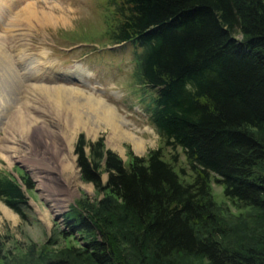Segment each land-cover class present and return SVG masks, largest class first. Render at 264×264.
<instances>
[{
	"label": "trees",
	"instance_id": "obj_1",
	"mask_svg": "<svg viewBox=\"0 0 264 264\" xmlns=\"http://www.w3.org/2000/svg\"><path fill=\"white\" fill-rule=\"evenodd\" d=\"M108 7V40L133 46L137 84L148 90L143 111L163 143L181 149L192 176L183 180L160 148L144 156L128 150L123 161L101 137L79 133V177L101 194L64 214L82 243L6 251L0 264H264V0H109ZM212 178L245 210L215 202ZM22 184L29 189L23 175ZM0 201L28 219L9 177L0 176Z\"/></svg>",
	"mask_w": 264,
	"mask_h": 264
},
{
	"label": "rangeland",
	"instance_id": "obj_2",
	"mask_svg": "<svg viewBox=\"0 0 264 264\" xmlns=\"http://www.w3.org/2000/svg\"><path fill=\"white\" fill-rule=\"evenodd\" d=\"M108 1L0 0V45L11 66V75L0 71V176L20 185L28 206V219L22 221L0 201V257L6 251L22 254L31 245L38 254L43 247L57 252L82 243L80 234L69 233L64 214L79 199L93 201L101 194L79 177L73 151L79 133L87 141L101 137L105 149L123 161L128 150L144 156L160 148L183 180L192 176L181 149L165 145L143 111L141 98L148 90L137 84L133 46L108 40ZM98 99L111 107L127 133L143 142L140 152L127 137L114 147L107 144L110 127L101 111L88 105ZM67 107L76 108L71 116L78 109L87 124L73 116V129L64 136ZM105 177L101 174L102 181ZM210 185L215 202L226 203L233 213L245 210L229 204L215 179Z\"/></svg>",
	"mask_w": 264,
	"mask_h": 264
},
{
	"label": "bare ground",
	"instance_id": "obj_3",
	"mask_svg": "<svg viewBox=\"0 0 264 264\" xmlns=\"http://www.w3.org/2000/svg\"><path fill=\"white\" fill-rule=\"evenodd\" d=\"M27 12H29V11H27ZM6 56L7 55H6V53H5L2 45H0V71H2V72L4 71L7 74L9 73L11 75V71H10L11 70L10 69L11 68V66H10V60ZM19 60H20L21 63H23V60L22 59L19 58ZM38 72L40 73L41 70H38ZM37 76H38V74H37ZM14 83H12L13 84L12 85L13 87H14ZM104 104L105 103H101L99 101V99L98 100H95L94 102L93 101H89L88 102V105L90 106L89 109H93L94 111H95V109L100 110L103 121L110 127V134H109V136L107 138V144L110 147L111 146L114 147V146H116V144L118 143L119 140L123 139L124 137H127L128 141L132 144L133 150L136 153L140 152L141 151V148L143 146V142H141L138 138L133 137L129 133H127L123 129V126H121V124L118 122L116 116H114V113H113L111 107H107ZM96 107H98V108H96ZM75 109L76 108H73V109L69 110V107H67L66 110H65L66 111L65 114H67L66 115V119H67L66 124L67 125L65 127L62 125V129L66 131L65 133H63V135L64 134H68L70 131H72L71 129H73V127L70 124H71V119L74 120L73 119V116L76 117L75 120H77V123L78 124H81V125H86L87 124L86 119H84L82 117L83 114L81 115V113H79L78 109H77V111H75V115L71 116V112H74ZM87 129H91V128L87 125ZM91 130H93V129H91ZM66 142H67V146H68V144H69L70 141L69 140H66ZM66 169L68 170V167H66ZM69 169H71L70 165H69ZM75 174L76 173L73 172V170H72L71 171V174H70L71 175L70 177H71V179L73 181H74V175Z\"/></svg>",
	"mask_w": 264,
	"mask_h": 264
},
{
	"label": "water",
	"instance_id": "obj_4",
	"mask_svg": "<svg viewBox=\"0 0 264 264\" xmlns=\"http://www.w3.org/2000/svg\"><path fill=\"white\" fill-rule=\"evenodd\" d=\"M216 180V179H215Z\"/></svg>",
	"mask_w": 264,
	"mask_h": 264
}]
</instances>
